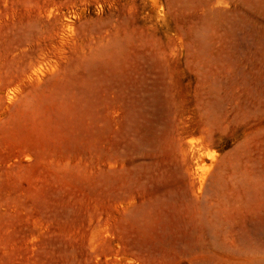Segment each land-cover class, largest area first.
Instances as JSON below:
<instances>
[{
  "label": "rangeland",
  "instance_id": "obj_1",
  "mask_svg": "<svg viewBox=\"0 0 264 264\" xmlns=\"http://www.w3.org/2000/svg\"><path fill=\"white\" fill-rule=\"evenodd\" d=\"M0 264H264V0H0Z\"/></svg>",
  "mask_w": 264,
  "mask_h": 264
}]
</instances>
